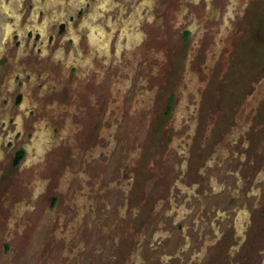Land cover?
Instances as JSON below:
<instances>
[{"label":"rangeland","instance_id":"obj_1","mask_svg":"<svg viewBox=\"0 0 264 264\" xmlns=\"http://www.w3.org/2000/svg\"><path fill=\"white\" fill-rule=\"evenodd\" d=\"M150 2L0 0V264H96L89 247L151 238L157 204L166 242L185 223L203 244L197 212L264 192L233 157L251 118L264 139V0ZM103 80L109 97L86 100Z\"/></svg>","mask_w":264,"mask_h":264},{"label":"flooded vegetation","instance_id":"obj_2","mask_svg":"<svg viewBox=\"0 0 264 264\" xmlns=\"http://www.w3.org/2000/svg\"><path fill=\"white\" fill-rule=\"evenodd\" d=\"M248 9L249 8L247 7L245 15H247ZM243 14L244 13H241L240 16ZM220 30L222 33L224 32V35L226 34L227 38L232 39V33L225 32L221 28ZM187 34H190V30H187ZM236 70V74H238L239 70ZM231 78L233 80L237 79L232 76V73ZM219 82L223 84V82ZM219 82H212V86L215 88ZM107 83L108 82L106 80H103L102 83L92 82L87 88L82 86V88L87 91V94H83V96H85L86 100H88L90 95L94 97H96V95L99 96L97 93H92L95 92L92 90L97 89L99 93L103 90L101 94H105L103 99V101H105L106 98L109 97V91H111V88L110 86L108 87ZM232 89L235 88L232 87ZM107 102H109V99ZM173 103L174 95L170 97L169 102L165 107L166 116L170 115ZM116 111L119 112L120 110L118 109ZM109 115L111 114L106 113L101 117H107ZM119 115L121 114L119 113ZM243 120L244 123L249 121V119ZM250 121L251 122L247 124L248 126H246L244 133H240L241 135H237L238 137H236V139L240 140L239 142L234 143L238 147L236 149V155L233 157L237 161L236 165H242L245 168L247 175H249V177L245 179V184L249 185V181H251L252 184L259 182L264 184V174H262V178L258 179L260 170L255 169V165H260L262 162V156L260 153L264 151V139L255 136L257 130L254 128V124L256 121H258V117H253L250 119ZM247 132L249 133L246 135ZM89 134L90 133H88V135ZM26 155L27 151L24 147H20L15 150L11 160L12 166L16 168L22 166L26 160ZM40 163L42 162L35 161L30 166H27V168L32 166H34L33 168L38 166L40 167ZM46 166L48 165L46 164L45 167ZM204 167L205 166H203L201 170L199 169L200 173H203ZM207 168L209 169L208 166ZM189 171L193 170L188 168L186 171V167L181 168L179 179L182 180V182H187V180H189ZM251 174H254V176L250 177ZM237 179L240 181L242 178ZM180 193L181 192L176 193V195L171 193L170 196L172 200H170V203H172L174 199L180 198ZM263 193L262 191L252 193L249 190V192L242 191L241 194H235L232 201L236 200V203L227 207L231 208L232 210L229 212L218 210L210 221H207V218L211 216L210 212L208 213V217H201V215L197 212L198 218L204 220L203 229H206L205 239L207 241L204 240L203 244L200 242L201 238L199 239L196 236H192V233L189 231V225L186 226L185 223H180L178 225L179 231L182 234L181 239H183V245L180 246V244H176L174 246L172 243L166 242L165 239L167 240L170 237L168 238L165 233L163 234L160 231H156L157 226L156 228H153L150 225L152 222L155 223L157 218L156 216L159 214V211L163 212L165 209L163 206L159 207V204H157L158 207L153 208L154 211L148 212L146 215L149 219L150 228L148 229L154 230L152 231L151 238H141V234L135 233V236L138 237V241L134 247L131 244H127L125 242L115 243L112 246H109V248L105 247L103 248V250L107 249L106 256L104 257L105 259L102 258V255L105 254L103 251L99 252L98 250L95 252L93 247H89V256L91 260L97 261L96 264H264ZM144 200L145 198L143 201ZM200 202L205 203V201ZM55 203L56 197L53 199L52 206H54ZM172 205L174 206L175 203H172ZM204 207L205 205L202 206V208ZM214 225H217L216 232H214V229L216 228ZM145 229V226L142 228V230L140 227V232L142 231V235L144 236ZM134 252L137 253L139 256L138 258L140 259L135 263V255L133 254Z\"/></svg>","mask_w":264,"mask_h":264},{"label":"bare ground","instance_id":"obj_3","mask_svg":"<svg viewBox=\"0 0 264 264\" xmlns=\"http://www.w3.org/2000/svg\"><path fill=\"white\" fill-rule=\"evenodd\" d=\"M103 2H104V0H103ZM110 2H111V1H110ZM149 2H150V0H149ZM108 3H109V2H108ZM150 3H151V2H150ZM148 4H149V3H148ZM106 35H108V34H106ZM107 37H108V36H107ZM107 37H106V38H107ZM107 40H108V39H107Z\"/></svg>","mask_w":264,"mask_h":264}]
</instances>
